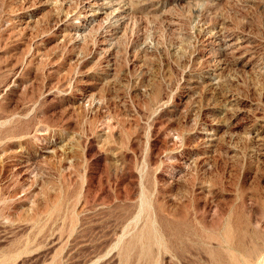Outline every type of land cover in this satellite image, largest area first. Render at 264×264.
<instances>
[{
    "label": "rangeland",
    "instance_id": "374dc122",
    "mask_svg": "<svg viewBox=\"0 0 264 264\" xmlns=\"http://www.w3.org/2000/svg\"><path fill=\"white\" fill-rule=\"evenodd\" d=\"M263 260L264 0H0V264Z\"/></svg>",
    "mask_w": 264,
    "mask_h": 264
},
{
    "label": "bare ground",
    "instance_id": "6f19581e",
    "mask_svg": "<svg viewBox=\"0 0 264 264\" xmlns=\"http://www.w3.org/2000/svg\"><path fill=\"white\" fill-rule=\"evenodd\" d=\"M91 8V7H90ZM97 10V9H96ZM93 11H94V9H93ZM96 13V12H95ZM91 15V14H90ZM120 237V236H119ZM120 242H121V238H119V239H117V241H116V245H118V244H120ZM115 245V246H116ZM116 248V247H115ZM262 257V256H261ZM263 259V258H262ZM260 260V259H259ZM264 261V260H263ZM259 262V261H258Z\"/></svg>",
    "mask_w": 264,
    "mask_h": 264
}]
</instances>
